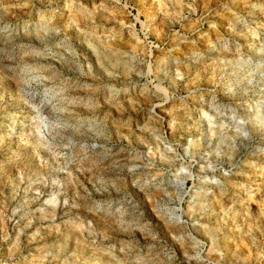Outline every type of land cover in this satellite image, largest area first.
<instances>
[{"label": "rangeland", "instance_id": "374dc122", "mask_svg": "<svg viewBox=\"0 0 264 264\" xmlns=\"http://www.w3.org/2000/svg\"><path fill=\"white\" fill-rule=\"evenodd\" d=\"M0 264H264V0H0Z\"/></svg>", "mask_w": 264, "mask_h": 264}, {"label": "bare ground", "instance_id": "6f19581e", "mask_svg": "<svg viewBox=\"0 0 264 264\" xmlns=\"http://www.w3.org/2000/svg\"><path fill=\"white\" fill-rule=\"evenodd\" d=\"M259 117V116H258ZM261 122V121H260Z\"/></svg>", "mask_w": 264, "mask_h": 264}]
</instances>
